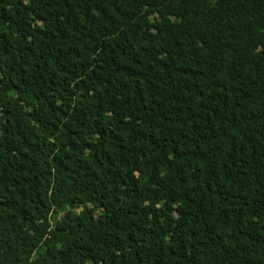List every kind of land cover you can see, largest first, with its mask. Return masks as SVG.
<instances>
[{
    "label": "trees",
    "instance_id": "obj_1",
    "mask_svg": "<svg viewBox=\"0 0 264 264\" xmlns=\"http://www.w3.org/2000/svg\"><path fill=\"white\" fill-rule=\"evenodd\" d=\"M0 264H264V0H0Z\"/></svg>",
    "mask_w": 264,
    "mask_h": 264
}]
</instances>
